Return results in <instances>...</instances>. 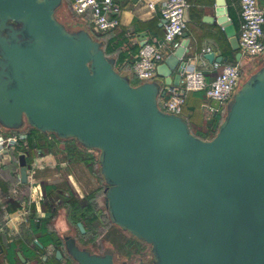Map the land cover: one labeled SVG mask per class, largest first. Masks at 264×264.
Wrapping results in <instances>:
<instances>
[{
  "label": "water",
  "instance_id": "obj_1",
  "mask_svg": "<svg viewBox=\"0 0 264 264\" xmlns=\"http://www.w3.org/2000/svg\"><path fill=\"white\" fill-rule=\"evenodd\" d=\"M63 5L0 0V127L19 131L27 123L99 151L109 217L152 247L153 264H264V61L240 82L216 135L205 140L161 109L163 84L133 85L102 41L71 30L58 17ZM213 19L239 51L225 0H217ZM187 48L186 41L157 67L164 85H180ZM211 106L218 112L220 103ZM20 180L29 182L25 155ZM77 228L86 233L84 222ZM62 249L75 264H115L114 250L94 253L73 235Z\"/></svg>",
  "mask_w": 264,
  "mask_h": 264
},
{
  "label": "crops",
  "instance_id": "obj_2",
  "mask_svg": "<svg viewBox=\"0 0 264 264\" xmlns=\"http://www.w3.org/2000/svg\"><path fill=\"white\" fill-rule=\"evenodd\" d=\"M74 1L64 0L60 13L63 16L74 14L81 28L90 31L102 41L105 50L108 47L115 49L111 57L118 61L119 55H123L125 61L121 67L125 65L124 73L138 81L133 73V64L138 60L143 43H163L165 21L162 17V8L168 0L117 1L120 11L110 12L109 17L118 19L120 24L116 29L106 33L96 32L90 12L83 16L76 15L72 8ZM186 1L188 22L184 34H187V38L182 36L180 41L181 44L188 42L187 69L195 68L202 71L206 80L211 82L217 73L213 68L214 63L205 60L204 54L214 53L216 57H227L228 61L222 64L228 65L239 62L242 64L245 57L242 55L240 60L236 59V54L241 51L232 50L225 30L213 19L217 0ZM225 2L228 18L232 21L239 38L242 23L240 5L237 0H225ZM258 3L264 9V0H258ZM143 33L146 34L144 40L141 39ZM173 52L168 47L164 48L165 59ZM262 60L264 61V56ZM259 65L260 63L254 70ZM175 75L176 72L172 76ZM155 80L163 84L162 90H165L167 86L164 85V78L159 76L158 72ZM211 104L212 102L207 100L203 92L188 95L181 116L188 122L194 133L200 130L207 132L209 123L216 120V124H219L220 119H223V113L220 116L221 112L213 110ZM51 139L53 137L48 136V145L52 147L51 149L43 152L34 149L29 152V156L25 155L29 175L28 184H23L20 180V156L23 153L18 151V146L8 151L4 161L0 163V264H72L66 255L62 260H57V249L53 245L48 247L43 245L44 248L36 247V241L39 242L43 238L36 229L41 227L40 220L47 219L49 232L56 233L63 242V234L66 233L64 231H69L72 226L68 220L67 208L72 202L69 196L72 200L81 201L95 193L92 187L88 188L94 173L85 163L79 160L70 161L67 158L68 143H59ZM53 143L55 147L58 145L59 149L55 148ZM73 145L71 144V147ZM78 148L82 149L80 146ZM40 162L43 168H39ZM35 165H38V169L33 174L32 169ZM71 165L76 167L72 168ZM48 190H50L49 196H47ZM45 202H53L55 213L44 211Z\"/></svg>",
  "mask_w": 264,
  "mask_h": 264
},
{
  "label": "built area",
  "instance_id": "obj_3",
  "mask_svg": "<svg viewBox=\"0 0 264 264\" xmlns=\"http://www.w3.org/2000/svg\"><path fill=\"white\" fill-rule=\"evenodd\" d=\"M120 0H75L72 8L76 15L83 16L90 12L92 23L97 33H106L116 29L120 21L109 17L110 12L118 13ZM241 9V29L239 35L240 51L244 57L251 59L264 56V9L258 0H237ZM188 10L186 0H168L162 8L165 20V36L163 43H146L139 51L138 60L133 64V73L140 82H150L157 78V67L164 61V48L175 51L181 46V37L187 29L185 13ZM216 77L208 82L202 71L190 68L185 70L179 86H167L166 97L160 99V107L164 112L181 115L188 95L203 92L208 101L220 103L219 111L237 92L242 79L241 63H214ZM212 108V106H211ZM214 110V108H212ZM218 111V112H219ZM223 113V112H222ZM26 133L6 134L0 129V163L5 154L14 150L20 142L25 144ZM43 168V164H39ZM38 165L33 167L32 173Z\"/></svg>",
  "mask_w": 264,
  "mask_h": 264
},
{
  "label": "rangeland",
  "instance_id": "obj_4",
  "mask_svg": "<svg viewBox=\"0 0 264 264\" xmlns=\"http://www.w3.org/2000/svg\"><path fill=\"white\" fill-rule=\"evenodd\" d=\"M58 17L73 31H77L81 27L78 24V20H76L77 17L74 14L63 16L62 13L59 12ZM262 58L263 57L251 59L245 57V61L241 64L242 82L256 70H254V68H256V66L261 62ZM248 63L250 65H248ZM252 70L254 71L252 72ZM228 105L229 102L219 111L221 112L219 114L220 116H222V112L226 111ZM0 129L4 133L7 132V130L4 128L0 127ZM31 129L32 128L26 123V125L19 130V133H27ZM99 154V151L94 152L96 157H99ZM71 167L73 168L76 166L71 165ZM92 177L93 180L89 181L91 184H88V181L87 184L88 188L92 187V190L96 191L94 193L96 195L95 203L99 216L96 228L92 233L83 236L79 233L77 226L72 224L71 229L69 231H64L66 233L63 234V236H75L78 239V243L82 247L89 248L92 252L97 254H103L106 250L110 249L114 250L115 264H123L124 262L127 264H153L154 257L152 253V247L147 243L138 240L130 233L121 230L112 223L105 201V189L107 188V184L101 174L100 166H95V173L92 174ZM83 189L85 190L86 188L83 186Z\"/></svg>",
  "mask_w": 264,
  "mask_h": 264
},
{
  "label": "trees",
  "instance_id": "obj_5",
  "mask_svg": "<svg viewBox=\"0 0 264 264\" xmlns=\"http://www.w3.org/2000/svg\"><path fill=\"white\" fill-rule=\"evenodd\" d=\"M114 52H115V49H111L110 47L106 49V54L108 56H111L112 53ZM124 61H125V57L123 55H119V58L117 61V68H120L124 64ZM140 83H141L140 81H134L132 79L133 85H139ZM221 120L222 118L220 119V122ZM215 121L216 120H213L212 123H209V129L207 130V132H205L204 130H200V131L195 132L194 134H196L197 136L205 140L212 139L216 135L219 125H220V122L219 124L218 123L216 124ZM6 134H19V131L18 130L17 131L7 130ZM26 134H27V138H26L27 143L24 144V142H20V144L18 145V151H21L23 155L29 156V152L34 149H39L42 152L45 151L46 149L47 150L51 149L52 147L48 145V136L51 135L53 137V139L51 140L58 141L59 143L61 142V143L69 144L66 146V149H67V152L69 153L67 158L70 161L79 160L85 163V165H87L88 168L93 173H95V166L96 165L99 166L98 157H96L93 152H90V150L81 146L75 139L61 140L54 134H44L33 128ZM58 142L56 144H58ZM71 144H74L73 147H71ZM75 144L80 146L82 149L78 148V146H76ZM54 145L55 144L53 143V146ZM56 147L58 148V145ZM26 161H27V158H26ZM48 192L49 190L47 191V196H49ZM95 199H96V195L94 193L81 201L72 200L71 197L69 196V200H71L72 202L70 201L71 204L67 208L68 220L70 221L71 224L75 226H77L78 222H84L86 233L81 234V232L79 231V233L83 236L86 234L92 233L95 230L96 224L98 223V220H99ZM44 211L46 212L51 211L55 213L53 202H45ZM40 221L42 223L41 227L36 229V231H38V233H41L43 235V238L39 242L45 247L53 245L54 247H56L57 250L61 249L63 247V242L61 241V239L57 236L56 233L49 232L48 230L47 226L49 224L48 222L49 220L44 219ZM36 247H39V246L36 245Z\"/></svg>",
  "mask_w": 264,
  "mask_h": 264
},
{
  "label": "flooded vegetation",
  "instance_id": "obj_6",
  "mask_svg": "<svg viewBox=\"0 0 264 264\" xmlns=\"http://www.w3.org/2000/svg\"><path fill=\"white\" fill-rule=\"evenodd\" d=\"M62 251H63V255H66V257H68L67 256V254L65 253V251L62 249ZM68 259H69V257H68ZM69 261L72 263V264H75L71 259H69Z\"/></svg>",
  "mask_w": 264,
  "mask_h": 264
}]
</instances>
